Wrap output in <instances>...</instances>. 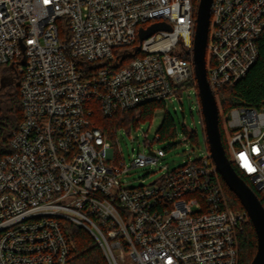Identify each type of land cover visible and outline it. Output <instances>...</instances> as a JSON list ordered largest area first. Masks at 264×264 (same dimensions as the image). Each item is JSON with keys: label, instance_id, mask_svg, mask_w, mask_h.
<instances>
[{"label": "built area", "instance_id": "1", "mask_svg": "<svg viewBox=\"0 0 264 264\" xmlns=\"http://www.w3.org/2000/svg\"><path fill=\"white\" fill-rule=\"evenodd\" d=\"M196 4L0 0V66L18 74L22 106L0 158V264H71L72 226L95 239L109 264H239L252 221L231 208L210 152L126 188L117 131L94 120L98 110L109 119L166 103L191 82L195 89ZM159 24L169 31L142 39ZM209 31L215 94L258 61L264 0H213ZM226 124L230 162L264 198V110L234 107ZM146 145L133 167L166 156Z\"/></svg>", "mask_w": 264, "mask_h": 264}, {"label": "trees", "instance_id": "2", "mask_svg": "<svg viewBox=\"0 0 264 264\" xmlns=\"http://www.w3.org/2000/svg\"><path fill=\"white\" fill-rule=\"evenodd\" d=\"M198 1L199 0H196V3H198ZM258 43L259 59L249 70L247 76L237 83L233 88H222L215 93L219 110L221 109L225 114L229 115L230 111L234 107L242 106L264 110V33L259 38ZM19 81L20 78L17 81V84L10 85L5 88V90L0 92V158L9 154V138L12 137L13 132L18 128L19 123L22 120ZM193 87L194 83L192 82L181 86L179 88V95H182L185 90L187 91ZM195 90L200 103L197 86L195 87ZM162 106H164L163 103L148 104L142 107L139 112L124 111L117 113L113 118L109 119L105 118L98 110L94 120L95 124L100 127L102 131H117L120 128L131 129L135 127L140 121L152 118L155 111ZM138 113H140L139 118L137 116ZM219 126L222 136V144L225 148L228 158H230L227 150L224 128L222 122L220 121V117ZM175 131V122L171 116L167 114L159 131L160 140L175 136ZM189 138L191 141L195 142L197 136L193 133L189 136ZM206 144L209 148L207 137ZM232 166L238 175L245 181V183L254 189V187L250 184L249 179L246 176L244 177L233 164ZM221 180L231 208L237 211H244L245 209L237 196L226 186V183L222 177ZM257 198H259L264 206V198H262V195L257 194ZM69 235L71 236L72 242L74 244L72 262H70L71 264H109L95 239L86 230L72 226ZM239 242V264H251L256 256L255 254L257 252L258 245L256 231L252 223L240 236Z\"/></svg>", "mask_w": 264, "mask_h": 264}, {"label": "rangeland", "instance_id": "3", "mask_svg": "<svg viewBox=\"0 0 264 264\" xmlns=\"http://www.w3.org/2000/svg\"><path fill=\"white\" fill-rule=\"evenodd\" d=\"M138 42H140L139 38ZM209 58L210 54L207 56L208 60ZM2 74L7 76L9 72L0 66V76ZM163 104L164 106L157 109L152 118L140 121L131 129H118L113 138L114 148L122 153L124 162L128 166V170L120 175L122 185L126 188L148 186L163 174L175 171L191 161L202 159L208 153L204 120L196 90L193 88L185 90L182 95H175ZM167 114L175 122L176 135L157 141V138H160L159 131ZM218 116L226 129L229 115L220 109ZM193 133L197 136L195 142L189 138ZM148 143L151 144L150 147L153 151L165 150L166 156L160 159L156 166L133 167L131 165L133 156L139 150L148 152V147H146Z\"/></svg>", "mask_w": 264, "mask_h": 264}, {"label": "water", "instance_id": "4", "mask_svg": "<svg viewBox=\"0 0 264 264\" xmlns=\"http://www.w3.org/2000/svg\"><path fill=\"white\" fill-rule=\"evenodd\" d=\"M213 0H199L197 7V24L194 40V70L200 99V107L204 120L205 133L209 146V152L214 161L217 172L220 173L226 186L233 192L245 211L249 213L252 225L257 236V252L251 264H264V206L257 198L253 189L245 183L232 166L225 148L222 144V136L219 126V106L207 77V43L209 37L210 18ZM159 29H167L169 26L159 24L153 26L142 39L148 38ZM25 63V59L21 64ZM19 76L16 72L0 77V92L10 85L17 84Z\"/></svg>", "mask_w": 264, "mask_h": 264}, {"label": "flooded vegetation", "instance_id": "5", "mask_svg": "<svg viewBox=\"0 0 264 264\" xmlns=\"http://www.w3.org/2000/svg\"><path fill=\"white\" fill-rule=\"evenodd\" d=\"M7 88V87H6ZM5 90V89H4Z\"/></svg>", "mask_w": 264, "mask_h": 264}]
</instances>
